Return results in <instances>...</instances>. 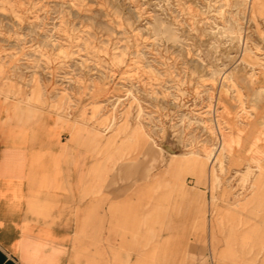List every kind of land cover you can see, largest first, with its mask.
Wrapping results in <instances>:
<instances>
[{
	"label": "rangeland",
	"instance_id": "obj_1",
	"mask_svg": "<svg viewBox=\"0 0 264 264\" xmlns=\"http://www.w3.org/2000/svg\"><path fill=\"white\" fill-rule=\"evenodd\" d=\"M0 92L99 137L81 176L138 213L149 264H264V0H0Z\"/></svg>",
	"mask_w": 264,
	"mask_h": 264
},
{
	"label": "crops",
	"instance_id": "obj_2",
	"mask_svg": "<svg viewBox=\"0 0 264 264\" xmlns=\"http://www.w3.org/2000/svg\"><path fill=\"white\" fill-rule=\"evenodd\" d=\"M64 131L39 127L0 92V264H149V251L133 248L148 242L149 233L136 229L138 213L117 200L116 188L88 185L81 176V146L98 157L99 137L81 138V129L71 127L63 140ZM187 173L204 184L197 164ZM257 180L264 181V173ZM166 212L157 202L146 218L149 227L176 231ZM149 232L155 238V230Z\"/></svg>",
	"mask_w": 264,
	"mask_h": 264
},
{
	"label": "bare ground",
	"instance_id": "obj_3",
	"mask_svg": "<svg viewBox=\"0 0 264 264\" xmlns=\"http://www.w3.org/2000/svg\"><path fill=\"white\" fill-rule=\"evenodd\" d=\"M252 2L255 3V0H252ZM153 183H154L153 185H158V184H160V180L154 179Z\"/></svg>",
	"mask_w": 264,
	"mask_h": 264
}]
</instances>
